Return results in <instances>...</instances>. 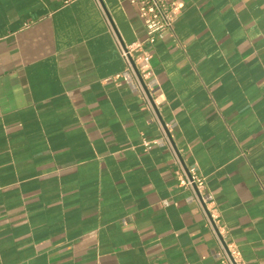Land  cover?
<instances>
[{"label": "crops", "instance_id": "1", "mask_svg": "<svg viewBox=\"0 0 264 264\" xmlns=\"http://www.w3.org/2000/svg\"><path fill=\"white\" fill-rule=\"evenodd\" d=\"M146 44L158 121L114 77L147 38L130 0H0V264H221L161 137L264 264V0H179ZM161 122V123H160ZM150 142V143H148Z\"/></svg>", "mask_w": 264, "mask_h": 264}, {"label": "built area", "instance_id": "2", "mask_svg": "<svg viewBox=\"0 0 264 264\" xmlns=\"http://www.w3.org/2000/svg\"><path fill=\"white\" fill-rule=\"evenodd\" d=\"M72 1L74 0H65V3L67 4ZM130 2L137 8L147 31V38L126 44L120 40L112 27L126 65L124 71L116 75L114 80L120 84L119 79L123 78L130 83L133 89L138 91L146 101L147 109L160 121L156 101L153 97L158 80L147 71L150 67L152 54L146 50L145 46L146 44L154 45L158 39L175 35L176 24L182 14L184 4L179 0H130ZM172 125L161 124V137L151 142L166 145L173 152L175 160L179 165L180 184L192 191L190 200L201 207L208 225L219 238L221 251L218 256L221 264H247L243 260L241 251L236 244L226 240L228 229L222 224L214 199L207 191L206 180L201 175L197 165H187L185 163L181 152L171 137L169 128Z\"/></svg>", "mask_w": 264, "mask_h": 264}]
</instances>
